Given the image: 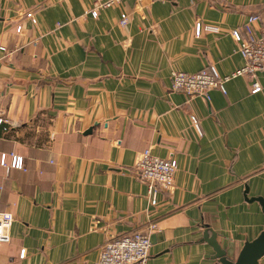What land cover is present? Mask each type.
I'll return each mask as SVG.
<instances>
[{
  "label": "crops",
  "instance_id": "1",
  "mask_svg": "<svg viewBox=\"0 0 264 264\" xmlns=\"http://www.w3.org/2000/svg\"><path fill=\"white\" fill-rule=\"evenodd\" d=\"M104 1L0 0V209L13 214L0 264H95L109 237L149 224L147 264H221L207 228L235 259L264 229L247 200L264 198V71L258 92L239 75L207 97L172 91L170 75L238 70L231 30L255 13L262 31L264 0H124L87 12ZM196 22L218 29L195 36ZM147 148L177 162L155 201L134 170Z\"/></svg>",
  "mask_w": 264,
  "mask_h": 264
},
{
  "label": "built area",
  "instance_id": "2",
  "mask_svg": "<svg viewBox=\"0 0 264 264\" xmlns=\"http://www.w3.org/2000/svg\"><path fill=\"white\" fill-rule=\"evenodd\" d=\"M124 0H106L95 2L87 10L96 16L100 7H108ZM27 17L34 18L31 12H26ZM128 22L126 13H121L119 24L125 26ZM262 20L259 14H249L244 22L237 28L231 30L237 51L243 58V65L229 75H220L214 65H209L198 72H184L174 70L170 75V89L183 92L187 96H205L210 88H217L225 92V82L233 76L244 75L250 79V91L255 93L261 89L256 80V74L264 71V29L260 27ZM21 26L16 30L20 31ZM217 27L202 22H196L194 26L195 36L202 31H217ZM4 50V48H1ZM190 121L196 125L197 117L190 116ZM2 120L0 119V123ZM12 167H22L21 159L11 154ZM0 164L6 166L5 156H1ZM177 162L173 157L161 158L151 153L150 149L141 151L134 163L136 177L148 187L151 200L155 201L159 190H171L174 181V172ZM13 222V214L7 210L0 209V243L10 240L9 229ZM156 228L155 224H149L145 231H131L124 234L109 237L101 246L95 264H147L149 249L151 245L150 234ZM24 255V250L20 256Z\"/></svg>",
  "mask_w": 264,
  "mask_h": 264
},
{
  "label": "water",
  "instance_id": "3",
  "mask_svg": "<svg viewBox=\"0 0 264 264\" xmlns=\"http://www.w3.org/2000/svg\"><path fill=\"white\" fill-rule=\"evenodd\" d=\"M248 201L259 203L264 213V198L261 196L247 197ZM204 239L211 245L214 251V258L218 259L221 264H261V258L264 256V229L261 230L254 238L245 240L239 249L235 259L227 255V251L221 248L216 241V233L207 228L204 232Z\"/></svg>",
  "mask_w": 264,
  "mask_h": 264
},
{
  "label": "trees",
  "instance_id": "4",
  "mask_svg": "<svg viewBox=\"0 0 264 264\" xmlns=\"http://www.w3.org/2000/svg\"><path fill=\"white\" fill-rule=\"evenodd\" d=\"M0 129L1 130H5V129H8V128H7V125L5 123L1 122L0 123Z\"/></svg>",
  "mask_w": 264,
  "mask_h": 264
}]
</instances>
